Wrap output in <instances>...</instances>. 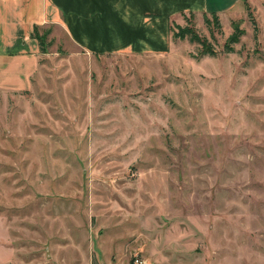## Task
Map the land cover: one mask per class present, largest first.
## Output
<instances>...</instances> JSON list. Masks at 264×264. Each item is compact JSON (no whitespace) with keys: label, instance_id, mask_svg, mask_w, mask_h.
Returning <instances> with one entry per match:
<instances>
[{"label":"rangeland","instance_id":"obj_1","mask_svg":"<svg viewBox=\"0 0 264 264\" xmlns=\"http://www.w3.org/2000/svg\"><path fill=\"white\" fill-rule=\"evenodd\" d=\"M184 16L167 51L0 53V264H264V0Z\"/></svg>","mask_w":264,"mask_h":264},{"label":"crops","instance_id":"obj_2","mask_svg":"<svg viewBox=\"0 0 264 264\" xmlns=\"http://www.w3.org/2000/svg\"><path fill=\"white\" fill-rule=\"evenodd\" d=\"M252 0H0V53L34 56V25H53L89 52H161L184 15L227 17ZM11 54V55H9ZM25 54V55H24Z\"/></svg>","mask_w":264,"mask_h":264},{"label":"trees","instance_id":"obj_3","mask_svg":"<svg viewBox=\"0 0 264 264\" xmlns=\"http://www.w3.org/2000/svg\"><path fill=\"white\" fill-rule=\"evenodd\" d=\"M213 15V17L215 18V21H218V16L216 15V14H212ZM178 25V28L180 29L179 31H177L176 33H174V34H176V35H182L183 34V29H184V27H182L180 24H177ZM187 31H188V28L186 29ZM44 33H42L41 31H40V26L39 25H34L33 26V30H32V32H31V36L32 37H34L36 40H37V42L40 44V46H41V48H42V46H43V43H44V40H45V37H46V33H45V31H43ZM181 32V33H180ZM192 38H195L196 40L198 39L200 42H202V39L201 38H199V35H197L196 33H194L193 31H192ZM237 33H234V34H232L230 37H229V41L231 40V41H233V40H236L237 39Z\"/></svg>","mask_w":264,"mask_h":264}]
</instances>
